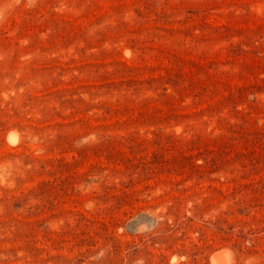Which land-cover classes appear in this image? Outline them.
Instances as JSON below:
<instances>
[{
    "label": "rangeland",
    "instance_id": "374dc122",
    "mask_svg": "<svg viewBox=\"0 0 264 264\" xmlns=\"http://www.w3.org/2000/svg\"><path fill=\"white\" fill-rule=\"evenodd\" d=\"M221 247L264 264V0H0V264Z\"/></svg>",
    "mask_w": 264,
    "mask_h": 264
},
{
    "label": "bare ground",
    "instance_id": "6f19581e",
    "mask_svg": "<svg viewBox=\"0 0 264 264\" xmlns=\"http://www.w3.org/2000/svg\"><path fill=\"white\" fill-rule=\"evenodd\" d=\"M10 132H12V131H10ZM14 132H16V130ZM8 134H10V133H8ZM17 136L15 134H13V135L11 134V135H9L10 138L9 137L8 138L11 141H16ZM229 250H230V248H228V247H221L220 249L212 252L211 260H212L213 264H230L231 259H230V255L228 254Z\"/></svg>",
    "mask_w": 264,
    "mask_h": 264
}]
</instances>
